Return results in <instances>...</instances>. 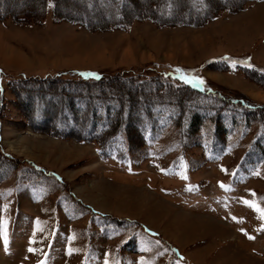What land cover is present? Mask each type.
Wrapping results in <instances>:
<instances>
[{"label":"rangeland","instance_id":"obj_1","mask_svg":"<svg viewBox=\"0 0 264 264\" xmlns=\"http://www.w3.org/2000/svg\"><path fill=\"white\" fill-rule=\"evenodd\" d=\"M42 24L0 21V264H264V159L249 179L237 172L245 141L233 149L226 138L229 150L205 161L207 127L189 138L172 128L119 164L93 143L23 124L14 94L24 79L79 86V73L167 70L264 104V88L242 73L203 68H264V2L197 28L91 32L50 14Z\"/></svg>","mask_w":264,"mask_h":264},{"label":"trees","instance_id":"obj_2","mask_svg":"<svg viewBox=\"0 0 264 264\" xmlns=\"http://www.w3.org/2000/svg\"><path fill=\"white\" fill-rule=\"evenodd\" d=\"M32 1L24 7L23 0H0V21L9 18L42 25L50 14L54 23L67 22L91 32L124 31L135 22H149L158 28H197L223 13L234 15L244 11L250 3L264 2L146 0L141 9V0ZM205 68L220 72L230 70L221 62ZM237 70L264 88V69L238 67ZM103 78H80L83 83L79 86L61 84L54 78L16 82L14 94L23 98L20 102L25 103L28 110H21L23 124L33 125L35 131L54 137L94 143L102 158L119 162H125L133 149L159 139L170 126L175 127L182 138H189L192 132L207 127L204 129V141L209 143L206 155L215 157L221 153L220 149L229 150L226 138H231L228 146L233 149L245 141L246 148L236 171H246L247 179L264 159V104L239 93L229 96L219 90L197 91L188 84L175 83L157 74L126 77L116 72ZM62 85L67 91L63 92ZM55 93L64 95L57 97ZM138 142L140 145L136 144Z\"/></svg>","mask_w":264,"mask_h":264},{"label":"bare ground","instance_id":"obj_3","mask_svg":"<svg viewBox=\"0 0 264 264\" xmlns=\"http://www.w3.org/2000/svg\"><path fill=\"white\" fill-rule=\"evenodd\" d=\"M5 50H8V49L5 48ZM3 53H5V52H3ZM3 55H4V54H3ZM10 56H11V57H18V58H19V55H17V54H13V53H11Z\"/></svg>","mask_w":264,"mask_h":264}]
</instances>
